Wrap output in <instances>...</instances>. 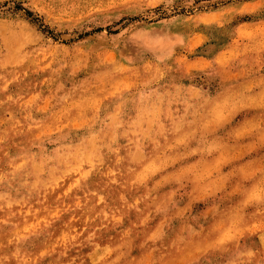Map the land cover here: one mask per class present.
<instances>
[{
  "label": "rangeland",
  "instance_id": "obj_1",
  "mask_svg": "<svg viewBox=\"0 0 264 264\" xmlns=\"http://www.w3.org/2000/svg\"><path fill=\"white\" fill-rule=\"evenodd\" d=\"M0 205V264H264V0H0Z\"/></svg>",
  "mask_w": 264,
  "mask_h": 264
},
{
  "label": "bare ground",
  "instance_id": "obj_2",
  "mask_svg": "<svg viewBox=\"0 0 264 264\" xmlns=\"http://www.w3.org/2000/svg\"><path fill=\"white\" fill-rule=\"evenodd\" d=\"M17 35H18V34H17ZM13 36H14V35H13ZM78 148H79V147H78ZM108 150H109V149H108ZM48 159H49V158H48ZM56 160H57V159H56ZM66 168H67V167H66ZM52 169H53V168H52ZM85 174H86V173H85ZM34 175H35V174H34ZM54 180H55V179H54ZM54 180H53V181H54ZM80 185H81V184H80ZM13 201H14V200H13ZM0 206H1V205H0Z\"/></svg>",
  "mask_w": 264,
  "mask_h": 264
}]
</instances>
